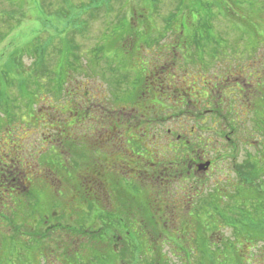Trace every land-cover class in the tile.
<instances>
[{"label": "rangeland", "instance_id": "obj_1", "mask_svg": "<svg viewBox=\"0 0 264 264\" xmlns=\"http://www.w3.org/2000/svg\"><path fill=\"white\" fill-rule=\"evenodd\" d=\"M70 2L74 7L67 8V13L57 16L56 9L62 4L61 0H20L15 3L0 0V164L11 166L10 176L15 177L16 181L6 183L5 180L4 182L6 184L9 182L11 186L8 188L13 189L15 193H27V188L23 189V187L30 185L28 194L32 197V202H37L39 199L46 210L53 209L59 203L64 212L60 213L61 217L65 216L66 220L70 217L74 222H84L96 213L92 212L91 216L88 208L86 209L83 203L79 204L78 195L70 200L74 193L65 188L64 183L55 190L43 184L44 178L42 179L41 176L44 177V173L38 177L33 174L40 170L38 167L47 166L53 174L57 173L59 177H65L68 181L72 179V173L62 166L63 161L69 160L67 157L64 160L63 155L60 154L55 161L50 159L56 145L53 141L68 142L70 138L77 136L78 141L83 143H76L75 149L83 151L88 157L90 140L92 139L91 143H96L95 140L104 135L103 121L106 118L107 107L110 104L119 106L120 103L129 104L136 101V92L142 88L139 82L146 73H235L237 71L258 73L262 71L264 61H258V59L264 57V0H188L186 9L178 13L174 11L179 6L180 0H120V2L118 0H68L66 5ZM48 3L51 4L46 8L45 5ZM120 17H124V26L128 21H134L136 34L132 41L124 43L125 34H122L121 29L117 27ZM18 19H21L19 23H17ZM164 26L167 32L161 40L160 35L165 32ZM157 30L160 33L163 30L164 32L152 37ZM120 35L123 39L118 40ZM143 36L152 38L156 43L165 40L166 44L172 45L167 48L175 50L176 54L170 56L159 44L155 45L152 41L146 46ZM71 40L80 48L76 57L83 73H65L62 64L50 74L51 80L46 76H38L30 72L26 75L15 73L16 65L13 59L23 47L29 48L26 52L29 54L21 52L17 60L22 68L28 71L33 66L36 50L49 53L51 48L47 50L48 46L64 49L73 44ZM123 43L129 44L123 48ZM196 49H198L197 54ZM69 62L72 69H78L73 54L68 56ZM63 81L66 85L60 91L61 96L48 93L56 91L57 84L60 87V82ZM186 84L188 85L189 82ZM152 89L153 86H143L144 93L140 96L147 97L145 93H151ZM28 91H30L29 95ZM23 94H27L28 97L20 101L23 99L20 98ZM14 99L20 101L16 107ZM30 104L34 107V112L27 109ZM69 110H73L75 114L70 112L72 116L66 122L65 130L62 114ZM55 132L57 133L54 135ZM87 135H90L89 141H87ZM255 148L258 152L259 146L256 145ZM101 151L103 152V148L98 150L92 148L91 154L100 158L104 156ZM17 161L19 165L16 164ZM28 177L37 178L33 181L28 179L27 185ZM121 184L122 182L116 185L121 186ZM43 187L45 192L42 193ZM136 189L137 187L125 182L120 189H117V193L126 198ZM5 192L6 189L0 190V206L3 205V207L8 204L7 201L2 204L3 196L12 195L10 192ZM10 200L11 216L21 220L28 219L27 210L23 211L25 215L18 216V212L16 213L17 208H20L21 198L17 196ZM99 203L105 210H110V204L103 198H100ZM43 207L38 208L40 213L36 214L31 221H39L46 217L48 213L42 210ZM60 208L59 211L62 212ZM0 213L7 216L2 207H0ZM258 220L257 217L253 221L259 223ZM26 221L28 226H24L23 231L27 228L29 230L31 226V221L29 219ZM248 222L255 224L251 220ZM192 223L194 225H189L196 227L195 230L192 228V234H201L198 223L201 226L204 223L201 221ZM233 230V228H226L220 232L224 236L222 237L224 242H232ZM7 234L11 239L12 233ZM175 234L179 235L178 232H172L173 236L170 240L176 241L175 245L179 244L181 248L172 245V252L177 258L186 257L188 252H191V248L188 247H193L194 242L189 238L185 241L178 239ZM259 236H263V233H257L253 228L242 237L255 239ZM18 238L20 240L15 239L11 243L4 239L2 246L5 245V251L11 248V251H16L18 254L20 251L29 250V246L24 244L22 237ZM30 243L28 245L33 247L31 241ZM205 246L210 247L211 242ZM232 246L235 247L226 251L236 252L239 255L240 264H250L251 259H244L243 256L244 247L253 246L252 240L244 241L243 238H238ZM260 246L262 243H257L255 247ZM255 247L251 248L253 250L251 254L254 256H256ZM71 248L67 243L63 252ZM29 256L34 264V256L31 254ZM78 256L77 251L71 254L75 260ZM52 257L55 255L46 252L40 258L41 264H46V261L48 264H54ZM57 259L59 264H67L69 261L67 257L64 259V256H59Z\"/></svg>", "mask_w": 264, "mask_h": 264}, {"label": "flooded vegetation", "instance_id": "obj_2", "mask_svg": "<svg viewBox=\"0 0 264 264\" xmlns=\"http://www.w3.org/2000/svg\"><path fill=\"white\" fill-rule=\"evenodd\" d=\"M139 83L136 101L110 104L102 120L106 186L151 188L158 212L203 222L214 247L232 228L223 221H242L263 233L244 259L264 264V73H146ZM143 86H153L145 98Z\"/></svg>", "mask_w": 264, "mask_h": 264}, {"label": "trees", "instance_id": "obj_3", "mask_svg": "<svg viewBox=\"0 0 264 264\" xmlns=\"http://www.w3.org/2000/svg\"><path fill=\"white\" fill-rule=\"evenodd\" d=\"M9 1H13L15 3L20 0ZM67 1L68 0H61L62 4H60L58 9H56L57 16L67 13V8L74 7L71 2L66 5ZM187 1L188 0H180V4L174 12L178 13L180 11L182 12V10H185ZM118 2H120V0H118ZM50 4L51 3L46 4V8ZM60 7H63V9L61 10ZM123 19L124 17L119 18L117 21V27L121 29L120 32L122 34H125V43L127 41H132L135 38L136 33L134 21L130 20L127 22V25L124 26ZM20 20L17 21V23H19ZM49 23L52 24L51 22ZM2 24L4 23L2 22ZM164 30V33L162 32L163 35H160L162 33L157 30L155 33H153L152 37L160 35L161 40H163L167 32L165 26ZM169 34L174 35L173 33ZM121 35L119 36L118 40L123 39ZM146 37H142L146 46H148L149 43H151L150 41H152L155 45L159 44L162 50L168 52L170 56L176 54L175 50L167 48L168 46L172 45L169 43L166 44L165 40L156 43L152 40V38ZM143 39L141 41H143ZM71 42L73 43L72 40ZM120 43L122 44V42ZM124 43L122 45L123 48L129 44ZM46 48L47 50L51 48L49 53H45L43 51L41 52L40 50L35 51V58L33 60L34 62L32 63L33 66L27 71V69L22 68L21 63L17 60L20 58L21 52L26 53L27 50H29V48L24 49L23 47L13 59V63L16 65L15 73L26 75V73L30 72L38 76H46L49 80H51L49 77L50 74L54 73V70H56L60 64L63 65L62 68L66 71L65 73H83V69L79 65L80 62L76 57L80 48L74 43L72 45L70 44V47L64 49H59L53 46H48ZM169 50H171V53H169ZM197 52L198 49H196V54ZM26 54H29V52ZM71 54L75 56V63L78 66L79 71H77V68L72 69L69 66L70 62L68 63V56ZM46 58H48L47 61H45ZM61 58H63L62 61ZM258 61H264V57L261 59L259 58ZM51 63L52 65H50ZM262 68V71L258 73H264V67ZM60 85L61 86L59 87V84H57L58 89L56 91H49L48 93L57 95L58 97L61 96L62 94L60 91L65 87L66 84L63 81L60 82ZM29 92L30 91H28V95ZM28 95L23 94L20 97L23 99L20 101L25 100ZM137 95L138 93H136V96ZM20 101L14 99L15 107ZM27 109L34 112V107L31 104ZM70 112H72L73 115L75 114L73 110L64 111L62 114V124H64L63 126L65 130L67 129L65 124H67L66 122L72 116ZM57 132H55L54 135ZM90 135H87V141L90 140ZM99 137L95 140L96 143H91L92 139L90 140V153L88 157L84 155L83 151L80 152L75 149L76 143H83L78 141L77 136L70 138L68 142L53 141V143L56 145L54 146V151L52 152L50 159L55 161L60 154L63 155H61L63 157L62 159L65 160L66 157L67 160L69 159L68 161H63L62 166L66 171L72 173V179L70 181L65 180V177H59L57 173L53 174V171H50L47 166L38 167L40 170L33 173L37 177L44 173V177L43 175L41 176L42 179L44 178L43 184H45L46 187L49 186L53 189L55 188V190H58V186L64 183V185H66L65 188L72 190L74 193L69 198L70 200L78 195L80 201L79 204L83 203L85 205L84 207H86V209L88 208V213L90 215L92 212L93 214L96 213L93 216L91 215L92 217L84 222H74V220H71L70 217L68 220H66L65 216L61 217L60 213L64 212L63 209L60 208L61 206L59 203L53 209L46 210L39 199L37 202H32L33 199L28 194L30 185L28 187H23V189L27 188V193H15L13 189L8 188L11 186V184H9V182L6 184L7 181H16L15 177L11 178L10 176L11 171L9 169L11 166L8 167L7 165L0 164V190L3 188L6 189L5 193L10 192L12 194L11 196L7 197L3 196L1 200L2 204H5L6 201L8 204H5V207H3V205L0 206L7 213V216H3V214L1 215L0 213V216H2L0 219V264H32L33 260H31L29 254L34 256V264H41L40 258H42L46 252L55 255V257L52 258L56 264H59L57 259L59 256H64V259L67 257V260H69L67 261V264H240L239 255L236 252L232 253L226 251L230 249L229 242H224L225 240H222L221 244L223 248L214 247L212 244V247L205 246L208 242H210V238L204 232V225L201 226V224L198 223V228L201 230V234H192V228L194 230L196 229L195 226H190L194 225L192 222H186L184 220L174 221L170 215L158 212L157 206H153V204H151V188L143 187L142 194H140L139 189H136L134 193L128 194V196L124 198L121 194H119V192L117 193V189H120L122 186H106L105 178L107 177V173L105 168V150L104 143L99 141ZM92 145H94V147ZM72 146L74 148H72ZM101 147L103 148V152H101L104 156L99 158L98 156L95 157L91 154L92 148H94V150H98L102 149ZM16 164L19 165V162L17 161ZM43 167L45 168L41 169ZM8 171H10V173H8ZM66 171L64 172L67 173ZM28 179H31L32 181L35 180L31 177L26 178L27 185L29 184ZM5 180L6 183L4 182ZM91 188L93 190H91ZM255 188L258 190V185H255ZM43 192H45L44 187L42 188V193ZM52 195L54 196V194ZM108 195L109 201L111 200L112 202L119 204V206H117L118 209L120 208L118 212H111L110 210H105L100 206V198H103V200L107 201ZM17 196L21 198V204H19L20 208H17L16 211V213L18 212V216L25 215L23 214V211L27 210V218L31 221L36 214L40 213L38 208L41 206L43 207L42 210H46L48 213L46 217L41 218L39 221H31L29 230L27 228L23 231L24 226H28V222L26 221L28 219L21 220L17 219L16 217L13 218L9 213V207L11 206L10 199ZM31 204H33V206H31ZM59 208L62 210V212L59 211ZM156 212L159 214V216L156 215ZM120 218L122 219L120 220ZM239 218L241 219V215ZM64 221L67 222L62 224ZM76 223H78V226H76ZM242 224V221H223V226H231L234 229V236L236 235V239L242 238V236H246L247 234V232L241 230ZM261 224H263V222L257 223V225ZM4 230L8 231L5 232ZM172 232H178L179 235L175 234L176 237L183 241L187 240L188 238L193 240L194 245L193 247H188L191 248V252H188L186 257L179 256L180 258H177L174 255V252H172V245H175L176 242L170 240V237L173 236ZM7 233H12V236H10L11 239L8 237L9 234ZM18 237H22V240L25 241L24 244L29 246V250H24L22 252L20 251L18 254L16 251H11V248H8L7 251H5V245L2 246L4 244V239L11 243L12 240L15 241V239H19ZM258 238L259 237L255 239H246L253 240V244H257ZM30 241L32 242L33 247L28 245L31 244ZM10 243H7V245H10ZM67 243L68 246L72 248L63 252V249L66 247ZM175 246L178 248L180 247L179 244ZM13 248L14 247H12V249ZM74 251L79 253V256L76 260L71 257V254H73ZM46 264H48L47 261Z\"/></svg>", "mask_w": 264, "mask_h": 264}]
</instances>
